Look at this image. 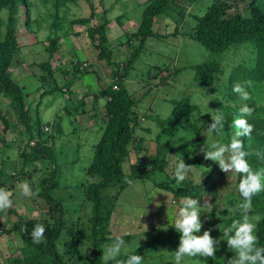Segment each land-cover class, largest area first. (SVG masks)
<instances>
[{"label":"trees","instance_id":"obj_1","mask_svg":"<svg viewBox=\"0 0 264 264\" xmlns=\"http://www.w3.org/2000/svg\"><path fill=\"white\" fill-rule=\"evenodd\" d=\"M78 1L80 0H54L52 21L44 29L45 20L32 15L35 5L32 0H0L1 23L3 22L1 12L3 9H8V16L3 22L5 30L0 31V96L9 100L10 109L17 112V120L26 129L24 133L21 127L18 128V131L25 135L21 141L26 142L27 145L26 153H22L25 163L26 161L34 163L37 159L43 160L46 154L49 155L52 144L47 143L50 142L48 138L55 136L54 133L46 130V126L52 125L56 131L62 130V120L58 118L52 121L42 120L39 116L34 118L32 115L34 101H27L31 92L27 91L24 83H20L21 80L14 78V64L18 60H24L23 66L29 68L31 75L40 79L39 89L45 88L42 90L43 95L48 91L53 93L59 89L65 93L70 100V103L63 106L65 115L76 118L80 112H86L88 97H92L91 111L95 112L94 117L98 115L97 104L101 97L105 98L104 106L107 113L106 117H100L103 123L102 134L93 144V157L87 165L89 173L97 179L80 184L84 188L86 200L91 203V213L87 222L85 223L79 214L77 221L68 223L69 213L64 208L62 198L53 194V189L60 185L58 180L60 173L56 161L50 157L52 171L41 176L42 179L38 180L40 191L36 192L44 200L41 203L42 208H46L42 209L41 216L27 218L26 215H19L17 220L10 221L11 226L0 222V235L15 234L22 241V245L19 246L20 254L6 260L12 264H82L85 260L88 264H103L100 248L104 247L105 243L111 242L117 236L125 241L132 237L131 234L112 235L110 223L121 193L136 180H151L157 187L173 193L174 197L191 195L198 198L203 205H206V202L218 203L219 206L212 207L213 209H204V213H209L205 215L212 219L210 227L215 225L216 221L221 222L220 231L213 237L225 239L222 236L223 230L229 227L233 220L240 218V211L237 208L238 203L243 199L238 191L240 174L230 173L231 179H229V174L222 171L211 159H205L204 154L196 153L188 158L190 146L181 144L174 146L181 136L194 137V142L198 143L199 120L194 116L199 105L193 101L191 93H188L181 98L172 99L173 108L167 116L160 113L141 115L138 110L140 100L129 91L126 84V79L144 50L147 39L151 36H166L155 30L156 19L174 10L183 17L187 10V6L183 3L185 0L133 2V7L137 6L138 2L144 5L142 19L135 32H124L123 35L120 33L119 38L126 35L129 41L135 39L138 44L129 50L122 49L125 42L121 38V42L116 47L117 50L121 48L118 55L115 54V47L112 44V40L116 41L118 38V32L115 31L116 33L113 32L111 35V23L116 21L118 25L124 26L123 19L127 14L119 13L115 18L108 15L113 13L118 0H99L98 5L95 4V0H83L89 8L88 15L67 17L60 13L63 8L66 10L68 3L77 4ZM232 5L230 0H214L203 14H191L194 23L187 30L180 31V23H178L170 35L177 36L182 33L220 54H226L242 45L251 48L254 54L251 62L235 66L228 74L224 63L217 58L189 66L194 69V81L206 87L208 91L216 89V85L218 86L220 80L225 77L221 83L220 90H222L212 103L214 111L221 112L225 116V127L218 134L223 143H228L230 137L238 130L233 121L240 115L239 108L242 101L239 95L233 92V85L241 83L249 91L251 98L247 103L253 108V113L248 120L253 124V131L250 136L241 139L252 168L264 169V106L259 104L264 100V96L260 93L261 85L264 83V0H251L248 15L242 12H230ZM66 38L68 45L62 42V39L64 41ZM40 42L44 48L38 44ZM25 44L30 52L29 56L36 50L35 48L37 50L43 48L40 51H46L47 58L39 61L28 56L29 59H24L20 50L26 51L23 46ZM70 45L76 50L79 49L82 54L79 56L75 50L76 55L69 63L63 66L55 64L56 59L61 57L62 48ZM65 51L69 50L65 48ZM96 61L104 62L109 68L111 74L109 83H104V86L96 92H89L87 89L74 100L73 87L83 83L87 71H93ZM58 71L61 72V77L57 76ZM167 77L164 75L161 82ZM144 119L155 122L157 128L156 134L152 136L155 142L154 152L149 151L146 137L142 134V131L152 132L153 127L143 126ZM27 137L28 141L25 140ZM6 140V137L0 136L2 145ZM27 147L31 148L34 154ZM132 151L135 152L137 160L130 163L127 171L125 164L130 159ZM172 154L180 155L190 165L201 170L199 181L192 175L177 185L174 177L168 173ZM3 161L5 163V159ZM8 169L3 166L0 170V187L7 190L15 189L18 182L33 180L32 173L25 169L14 168L10 171ZM34 169L37 171L38 167L35 166ZM158 171H164L167 179H156L154 175ZM234 181L233 190H227V183ZM31 183L34 190L38 188L35 187L37 186L35 182ZM218 192L226 195L219 198ZM206 196L210 197L208 201H205ZM248 215L254 224L257 245L264 246V190L252 196ZM36 224H42L45 228L40 243H34L31 236ZM162 243L161 238H153L130 253L140 254L143 258L148 257L158 252ZM220 247L227 250L224 261L226 264L234 252L228 249L226 241H221ZM84 249H88V255L84 253ZM118 259L123 264L126 254ZM111 264H116V261H112Z\"/></svg>","mask_w":264,"mask_h":264},{"label":"rangeland","instance_id":"obj_2","mask_svg":"<svg viewBox=\"0 0 264 264\" xmlns=\"http://www.w3.org/2000/svg\"><path fill=\"white\" fill-rule=\"evenodd\" d=\"M32 1L35 4L32 15L34 17H41L45 20L43 26L44 29L47 28V25L52 21L51 13L54 12L52 2L54 0H51L50 2L49 0ZM135 1L141 2L145 0H118L113 13L111 12L108 14L109 17L113 18H115L119 13L126 12L127 14L123 19V27L118 25L116 21L111 23V35L115 31L118 32V38L116 41L111 38L112 44L115 47L116 55H118V52L121 49L117 50L118 48H116L121 42L122 37L119 38L120 33L123 35L124 32H135L142 19L144 5L138 2V5L133 7L132 3ZM213 1L214 0H185L183 3L187 6V10L185 11L183 17L175 10L168 15H160L154 23V28L156 31L166 34V36H151L147 39L144 50L140 53L126 79L129 91L140 100L138 110L141 115L145 113H160L163 116H167L173 108L172 99H178L185 94L191 93L193 101L199 105V109L195 111L196 115L194 118L199 120L198 126L200 130L198 133V143L194 142V137L181 143L183 146H196L191 153L189 152L188 158L196 153L203 154L202 152H199V146L206 141L207 137L200 131L206 128L207 124L212 122L211 113L216 114L214 108L212 107V103L214 98L217 97V95L219 96L220 91L222 90H220L221 83L225 78L224 77L220 80L221 83L218 86L216 85V89L208 91L206 90V87H203L194 81V69H192L189 65L217 58L224 63L228 74L229 71L237 65L249 64L251 62V57L254 55L251 48L246 45L236 47L226 54H220L209 50L199 41L183 35L182 33L177 36L170 35L178 23H180V31L187 30L189 26L194 23L191 14H203ZM230 1L233 4L230 12H242L245 15L249 14V4L251 0ZM98 3L99 0H95V4L98 5ZM108 3L109 2H107V4ZM127 5L129 6L127 7ZM88 12L89 8L83 0L78 1L77 4L70 2L68 3L66 10H64V8L60 10V13L66 15L67 17L88 15ZM7 16L8 9H3L1 12L3 22H5ZM175 18L178 20H175ZM3 22H0L1 32H4L5 30ZM22 26L24 27V25ZM21 38L25 39V37ZM122 40L125 42L124 46L122 45V49L126 48L129 50L134 45L138 44V41L135 39L129 41L126 35H124ZM67 41L68 38L64 39V41L62 39L64 44H67ZM38 44L44 48V45L41 42ZM38 44L37 46H39ZM26 45L27 44L23 45L24 48H26ZM65 48L69 51H65ZM35 49L36 50L31 53L30 56V52L27 48L26 51L25 49H22L20 52H22L21 55L24 59L30 58L41 61L47 58L48 53L46 51H40L37 50V48ZM75 50L76 49L73 48L72 45L62 48V54L60 52L61 59H56L55 64H61L63 66L64 64L69 63L76 55L74 52ZM76 52L79 56L82 54L79 49H77ZM23 61L24 60H18L14 64V78L21 80L20 83H24L27 91L31 92V95L27 97V101H34L32 115L34 118L39 116L42 120L52 121L54 118L61 119L62 130L56 131L51 125L48 132L54 133L55 137L50 138L48 136V139H50L48 141L50 142L47 143L52 144V146L49 144V146L52 147L49 155L46 154V157L43 160L37 159L34 163L29 161H26L25 163L22 153H26L25 147L27 145H25L26 142L21 141V139H24L23 137H25V135L22 133L26 129L23 125H20L17 120V112L10 109L9 100L2 95L0 96V136H4L7 139L5 141L6 143L3 145L0 142V170L3 166L9 168V171L14 168H16L15 170L25 169L30 174L32 173L33 180L26 179L24 181H27L31 185L32 189V181L36 183L37 186L35 187H38L35 190L33 189L35 197L34 195L31 197L21 195L17 186L15 189H9L8 191L11 193L13 206L9 209L0 211V222L7 224V226H11L10 221L17 220L19 215H26L27 218H38L41 216L42 209L45 210L46 208H42L41 203L44 200L36 194V192L40 191L38 180H41V176L46 174V172L52 171L51 157L56 161L60 173L58 175L60 185L53 189V194L56 197L62 198L64 208L68 210L69 213L67 215V219H69L68 223L71 224L72 221H77L79 214L83 217L82 219L85 220L86 223L91 213V203L86 200L83 190L84 188L80 186V184L87 180L97 179L96 176L89 173L87 165L93 157V144L99 140L102 134L103 123L100 121V117L107 116L106 108L104 106L105 98L101 97V100H99L100 102L97 104L98 112L96 114L98 115L95 114L97 117H94L95 112L91 111L92 97H88L89 101L85 107L86 112H80L76 118L74 116L65 115L63 106L70 101L67 99L65 93L59 89L53 93L52 91H48L46 95H43L42 90L45 88L42 87L39 89L41 83L40 79L33 75L24 76V74L30 72V70L28 67L25 68V66H23ZM92 69L93 71H87L86 77L83 78V83H79L83 86V90L80 89L81 86L78 88L77 86L76 88L73 87L75 90H79L75 91L72 95L74 100H76L80 94L85 91L86 85L89 92H96L101 88V86H104V83H109L111 74L109 73V68L104 62L96 61V64ZM158 71H161V73L156 75ZM56 74L58 77L62 76L60 71ZM164 75L168 76L165 80L166 82H161V78ZM260 93L264 96V83L261 85ZM259 104L264 106V100L260 101ZM142 125L153 127L152 132L147 133L142 131V134L146 137V144L149 151L154 152L155 142L152 136L157 132L155 122L150 119H144L142 121ZM20 127L23 130L22 133L18 131V128ZM180 139L184 140L183 137ZM213 139L220 140V137L217 133L209 134V142ZM25 140L28 141V137L25 138ZM28 150L31 151V148H28ZM3 159H5L6 165L4 161L2 162ZM170 159V168L168 173L171 176H173V170L176 162L184 159L185 163L192 169L188 177H192V175H194V178L199 181L201 170H198L193 165H190L188 161L180 155L172 154L170 155ZM136 160V154L132 151L130 159H128L125 164L127 171H129L130 163H133ZM35 166L38 167L37 171L34 169ZM154 176L159 180L167 179V174L164 171H158ZM234 183L235 181L230 182L229 184L227 183V190H233ZM17 184H19V182ZM154 191H166L168 193L169 217L167 212L168 206L166 203L167 195L157 193L154 198H150ZM221 192L224 193L223 190H221ZM225 195L218 192L219 198ZM179 198L181 197H174L173 193L170 191L157 187L151 180H136L132 182L128 187H126L119 197L110 223L111 234H131V239L125 241L127 245V253L135 251L136 248L142 246L148 240L161 238L163 243L160 250L153 255L144 257V264H172L174 251L178 249L180 233L177 232L170 222L175 219V214L179 207ZM209 199V196L205 197V201H208ZM208 204L209 202H206V205ZM211 204L213 208L215 206H219L218 203L215 204L211 202ZM212 207H205V210L207 208L212 209ZM201 219L204 220L201 233L205 229L212 228L211 235L214 236L220 231V221H216V224L210 227L212 219L205 214L201 216ZM157 228L160 230H157ZM109 243L111 242L105 243L104 246ZM21 245L22 241L18 235H8L6 233L1 234L0 264H12L6 259L20 254L19 246ZM87 250L84 249V253H86V255L89 254V251ZM124 254L126 253L122 251L121 255ZM226 257L227 250L220 247L215 253V258H199L201 260H206L207 264H223Z\"/></svg>","mask_w":264,"mask_h":264},{"label":"clouds","instance_id":"obj_3","mask_svg":"<svg viewBox=\"0 0 264 264\" xmlns=\"http://www.w3.org/2000/svg\"><path fill=\"white\" fill-rule=\"evenodd\" d=\"M233 92L239 95L242 104L239 108V117L233 121L238 129L229 139L228 143L213 139L209 142V134L217 133L225 127V116L221 112L211 113L212 122L200 132L207 139L199 146V152L204 154L205 159H211L219 168L229 174L239 173L240 180L238 191L243 198L237 205L240 211V218L233 220L229 227L223 230V237L214 238L211 235L212 228L205 229L201 233L204 220L201 216L204 214L205 207H212V204L203 205L200 200L194 196L187 195L179 198L178 211L175 214L174 221L170 222L172 226L180 233L178 249L174 251L172 264H207L206 260L199 257L215 258L216 251L221 246V241H226L228 249L234 252V255L226 261V264H264V246L257 245V236L254 232V224L251 222L248 213L251 210V199L255 193L264 190V169L254 170L250 165L244 149L242 137L252 134L253 124L248 120L253 113V108L247 103L250 100V93L244 85L236 83L233 85ZM184 140L178 138L175 145L183 143L192 137L181 136ZM196 148L190 146V153ZM192 169L187 165L184 159L176 162L173 177L177 185L186 180ZM17 188L21 195L31 197L34 191L27 181L20 182ZM157 193L167 195V212L169 217V195L166 191H154L150 198H154ZM13 206L11 193L4 187H0V211L9 209ZM213 209V208H212ZM204 213V214H202ZM211 213V212H210ZM170 220V218H169ZM219 227V226H218ZM220 228V227H219ZM45 228L42 224H36L31 232L34 243H40L44 236ZM102 249L103 264H121L118 259L122 251L126 253V259L123 264H144L143 256L140 254L127 253L125 240L117 236L111 243L105 245ZM82 264H88L85 260ZM225 264V262H224Z\"/></svg>","mask_w":264,"mask_h":264},{"label":"crops","instance_id":"obj_4","mask_svg":"<svg viewBox=\"0 0 264 264\" xmlns=\"http://www.w3.org/2000/svg\"><path fill=\"white\" fill-rule=\"evenodd\" d=\"M26 68V67H25ZM28 75H31V71L30 72H27L26 74H24V76H28ZM22 77V76H21ZM82 84V83H81ZM81 84H77L76 86H77V88L79 87V86H81ZM76 86H75V88H76ZM86 87V88H85ZM84 88H85V91L88 89L87 88V85L85 86ZM81 90H83V86H81V88H80ZM75 91H79V90H75ZM85 91H84V93H85ZM101 100V99H100Z\"/></svg>","mask_w":264,"mask_h":264},{"label":"built area","instance_id":"obj_5","mask_svg":"<svg viewBox=\"0 0 264 264\" xmlns=\"http://www.w3.org/2000/svg\"><path fill=\"white\" fill-rule=\"evenodd\" d=\"M50 129V126H46V130H49Z\"/></svg>","mask_w":264,"mask_h":264}]
</instances>
